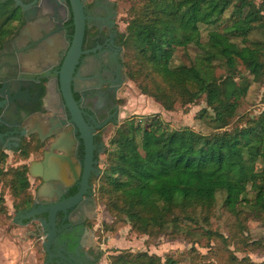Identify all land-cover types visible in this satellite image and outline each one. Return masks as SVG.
<instances>
[{"label":"trees","instance_id":"16d2710c","mask_svg":"<svg viewBox=\"0 0 264 264\" xmlns=\"http://www.w3.org/2000/svg\"><path fill=\"white\" fill-rule=\"evenodd\" d=\"M10 12L0 3V28ZM129 16L119 38L128 78L140 80L141 92L167 110L204 99L200 115L209 114L215 128L209 134L174 128L159 113L127 118L111 141L102 172L109 212L150 236L163 228L194 234L201 222L209 223L220 192L231 214L244 207L264 214V110L228 129L251 84L264 79V38L251 37L264 35V0H138ZM200 25L217 27L203 41ZM189 45L199 49L192 63L172 67L178 49ZM6 158L0 153V181L8 177L13 194L21 196L19 212L34 197L28 167L4 171ZM204 234L222 237L210 228ZM111 264L177 261L168 256L162 263L140 251L113 256Z\"/></svg>","mask_w":264,"mask_h":264},{"label":"flooded vegetation","instance_id":"af4514ba","mask_svg":"<svg viewBox=\"0 0 264 264\" xmlns=\"http://www.w3.org/2000/svg\"><path fill=\"white\" fill-rule=\"evenodd\" d=\"M20 1L25 7L16 0H0L11 10V18L0 28V153L25 155L35 188L31 204L16 213V220L32 224L34 233L44 239L52 235L45 264H97L98 247L88 240L94 235V179L101 173L104 137L119 123L124 83L116 2L82 0L86 26L71 90L92 135L93 155L86 175V142L60 82L75 31L70 2ZM47 152L63 156L59 177L46 181L41 175L30 176V164L44 168ZM72 162L78 177L72 173ZM48 182L60 184L62 190L42 198L38 190ZM64 201L69 205L55 210L51 224V207ZM32 209L41 211L21 218Z\"/></svg>","mask_w":264,"mask_h":264},{"label":"rangeland","instance_id":"374dc122","mask_svg":"<svg viewBox=\"0 0 264 264\" xmlns=\"http://www.w3.org/2000/svg\"><path fill=\"white\" fill-rule=\"evenodd\" d=\"M117 6V21L123 32L129 19V8L138 0H114ZM261 3L262 0H254ZM229 11L225 17H228ZM217 26L200 25L202 40L207 39L210 30ZM252 38L263 39L264 35L253 32ZM199 49L195 45L179 48L172 61V67L190 65ZM124 57V50H122ZM124 59V58H123ZM124 64V62H123ZM243 70V68H242ZM124 83L120 96L119 123L110 128L104 137L105 151L101 156V173L94 179L96 196L95 215L91 220L93 241L100 250L97 264H111V258L122 252L146 251L159 256L162 263L166 257H173L177 264H264V214L244 207L240 214H231L224 206V193L217 194L215 207L208 216V222L196 226L197 232L192 235L181 233L176 235L171 228H163L161 232L150 236L132 230L127 220H115L109 212L106 198L101 190L102 172L107 167L108 153L114 146L118 127L132 115L147 116L159 113L164 121L172 127H190L198 132L209 134L215 128L209 114L200 115L206 108L201 99L195 103L177 105L167 110L163 104L152 96L143 94L138 82L128 78L124 67ZM264 110V79L253 82L247 95L241 101L237 116L231 121L228 129L241 126L249 117L253 118ZM205 113V112H204ZM25 160V161H24ZM25 162V163H24ZM29 159L24 155L10 153L3 162V170L12 171L22 165L28 166ZM23 163V164H22ZM263 160L258 161L261 168ZM10 179L0 181V264H45L44 236L32 230V224H20L13 221L17 213L21 196L13 194ZM29 193L33 197L35 188L33 179L29 177ZM210 228L222 237L215 239L204 234Z\"/></svg>","mask_w":264,"mask_h":264},{"label":"water","instance_id":"95a60500","mask_svg":"<svg viewBox=\"0 0 264 264\" xmlns=\"http://www.w3.org/2000/svg\"><path fill=\"white\" fill-rule=\"evenodd\" d=\"M73 18H74V25H75V31L73 35L72 44L70 46V49L67 53V56L63 62L62 70H61V76H60V82H61V88L65 96V100L67 102V105L71 111V114L74 118V120L77 122V124L80 126L82 132H83V138L86 142L87 147V159H86V168H85V174L87 175L88 169L90 167V162L93 155V142H92V135L87 129L86 124L83 120V117L80 114V111L76 105V102L72 96V90H71V80L73 77V73L75 71L76 64L79 61V57L82 54V42L84 38V32H85V26H86V20H85V14L83 11V2L82 0H69ZM17 4H21L25 7L24 4L20 0H16ZM124 75V79H125ZM63 156L54 154L53 152H47L45 155V160L43 162L44 168L42 164L32 162L30 164V176H43L46 181H49L51 178L59 177L61 172V162H62ZM75 163L72 162V173L75 177H78L79 171L75 169ZM44 170V171H43ZM62 190V186L60 184H55L52 182H48L44 185H42L38 190V195L40 197H46L50 196L53 192H59ZM64 205H69V201H64L62 203H59L55 207H51V210L49 211L50 214V222L51 224H54V213L55 210ZM42 210H46V208H43ZM41 211L40 209H32L25 215H22L21 218L29 219L31 216L35 215V213H38ZM16 215L13 217V221L22 224V221L16 220ZM46 239V241H45ZM44 239V262H46L47 256L45 254V251L48 254H51V241H52V235H46ZM89 242L97 247L95 242L93 241L92 236L88 239ZM98 256L100 255V250L97 248ZM63 256V255H62Z\"/></svg>","mask_w":264,"mask_h":264}]
</instances>
